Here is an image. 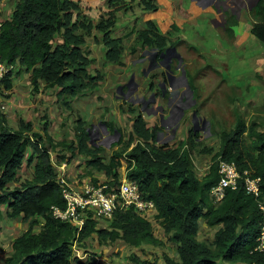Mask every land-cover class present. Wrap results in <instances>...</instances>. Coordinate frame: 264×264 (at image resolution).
<instances>
[{
    "label": "trees",
    "instance_id": "obj_1",
    "mask_svg": "<svg viewBox=\"0 0 264 264\" xmlns=\"http://www.w3.org/2000/svg\"><path fill=\"white\" fill-rule=\"evenodd\" d=\"M111 3L115 4V11L126 5L124 0ZM143 4L149 11L159 8L151 0H143ZM78 9L79 4L73 0H18L5 19L0 38L3 57L19 63L16 75L29 73L34 91H39L43 82L47 87L59 88L69 106L70 100L93 91L103 79L100 70L91 69L93 59L85 47L93 23L79 21ZM250 10L252 33L264 44V0H255ZM234 19H228L226 25L230 36L234 34L231 28ZM114 24L109 21L105 25L104 20L96 27L104 33L106 59L122 63L123 41L111 36ZM146 24V29L139 33L142 47L160 50L168 47L170 39L161 33L157 23L148 19ZM192 82L189 84L195 89ZM5 86L13 87V81L8 79ZM235 115L234 125L218 133L220 147L209 171L199 176L192 159L198 138L193 128L189 137L176 145L158 144L161 126L149 127L140 112L133 120L129 141L106 159L102 155L104 147L90 142L87 123L81 118L75 139L55 142L47 125L44 133H40L31 121L21 119L15 128L7 115L0 113V206L7 205L4 213L10 219L23 217L29 221L28 229L14 239L12 253L4 264H79L82 260L73 245L77 242L83 248L94 233L101 243L120 239L134 247L162 242L154 232L153 220L144 218L133 207L117 210L110 225L104 228L98 227L97 220H88L78 236L72 223L55 217L52 206L67 205L49 148L59 145L71 153L69 157L62 155L59 162L66 158L70 162L77 154L85 155L92 170L103 172L107 177L104 179H111L112 184L119 181V170L127 162V177L136 180L143 197L156 204L154 220L164 223L166 234H172L171 238L179 244L180 259L166 255L163 264H216L219 260L230 264H264V250L256 249L263 217L260 198L264 200V128H259L256 122L248 124L237 109ZM106 125L117 128L113 121H107ZM220 159L234 161L240 171L249 169L254 176L261 177L260 198L248 193L241 180L237 188L227 189L221 203L214 204L209 190L220 179ZM26 161L34 166L33 176L12 187ZM88 173L78 174L79 179L90 178L95 183L103 180L92 171ZM202 217L209 225L219 226L211 243L198 238ZM41 223L42 229L37 232L35 226ZM133 260L147 263L137 256Z\"/></svg>",
    "mask_w": 264,
    "mask_h": 264
},
{
    "label": "rangeland",
    "instance_id": "obj_2",
    "mask_svg": "<svg viewBox=\"0 0 264 264\" xmlns=\"http://www.w3.org/2000/svg\"><path fill=\"white\" fill-rule=\"evenodd\" d=\"M164 1V0H163ZM140 3V2H139ZM255 3V0H251L248 2H244L245 6H251ZM233 6H230V5ZM232 4L227 2L229 7H232L235 11H238L242 6L237 5L235 2ZM140 4L136 6L139 8ZM169 10L170 4L165 7ZM165 8L163 10H165ZM160 10V9H159ZM154 11L150 12L153 13ZM159 12V13H158ZM163 11H156L153 13L154 17H157ZM204 12V11H203ZM171 13V12H170ZM206 13V12H204ZM206 14H213V13H206ZM141 15V14H140ZM173 13H171V16ZM125 17V16H124ZM168 17V16H166ZM163 18V17H162ZM173 18V16L171 17ZM214 17L211 19L213 21ZM130 19V18H129ZM167 20V19H166ZM179 20V19H178ZM122 25H125L124 20L121 21ZM168 23V22H166ZM165 23V24H166ZM141 24V22H140ZM142 25V24H141ZM168 25V24H167ZM143 26V25H142ZM177 27V26H176ZM99 47V46H98ZM97 48V47H96ZM182 52L184 53L185 60L192 63L184 64L186 68V76L179 75V82L182 85V89L184 91H188L191 95V91H195V98L198 100L197 104L195 105V110L198 114L203 117L202 119H206L208 122L206 125L201 124L198 130L192 131L194 134H198L197 138V146L192 153V159L195 166V171L198 173L199 176H203L206 174L210 166L212 164L213 157L215 153L218 151L220 147V138L219 134L224 128H231L235 122V111L236 109L240 111L243 116L246 118L248 124L256 122L259 128H264V124L262 123L264 120V104H255L253 101H248L247 98L241 95L239 89L236 85L227 84L222 79V72L221 67L211 66L208 58L212 61L210 55H199V51L197 48L194 52L190 47H181ZM139 54L137 53L136 57H139L140 54L143 52L142 46L139 47ZM96 58L97 62L92 66L95 65L99 68H102L105 71L106 76H115L113 74L114 67L109 66L108 63L103 62V50L97 48L96 50ZM138 59V58H137ZM133 60L126 58V63L121 64L120 70L123 71L126 76H123L122 72H119L120 75L123 77V81L127 82L129 77V69L133 66H137V64H132ZM134 62V61H133ZM213 62H216L215 60ZM139 65V64H138ZM113 67V68H112ZM129 68V69H125ZM223 69V68H222ZM188 70V71H187ZM147 74V73H146ZM150 76V75H149ZM148 76V77H149ZM138 81H144L143 76L139 75ZM146 77V76H144ZM18 79L21 82L23 81V86L25 89H19V85L14 90L13 97L17 98L22 92L26 93V97L22 99V104L16 103L10 104V111L8 112V117L12 114V109L15 108V112L13 118L9 121L12 127H17L19 116H23L25 119L29 118L30 120L34 121L35 127L34 129L40 133L45 131V122L41 121L42 119H47L49 117L48 123L49 127L48 130L50 134L53 136V139L57 142H60L62 137L71 136L73 139L76 137V126L79 123L80 114L76 108H71V110L64 107V104L58 103V106L54 102L53 94L51 92H44L45 90H41L39 93H33L30 81V75L27 72H21L19 74ZM195 83V89L191 88V91L188 87L189 81ZM104 80L102 79L99 83L101 86V90H93L88 94L81 96L84 101L86 100L88 103L92 104L89 106L92 108L91 110H96L92 112V116L87 123L88 129L93 133V141L92 143H96L104 147L102 151V155L109 159L112 155L116 154V151L122 149L124 145L129 141L131 135L133 134L132 131V120L137 117V115L142 111L143 115L146 116L147 113L142 110L141 103L138 101L137 98H130L129 96L125 97V94L128 93L127 89H124V94L118 92V96H111L109 103L107 102V93L104 91V94L98 93L99 91H103ZM112 82V81H110ZM109 82V83H110ZM22 83V82H21ZM16 84V82H15ZM98 86V87H99ZM156 86V85H155ZM107 86H105V90ZM117 93V92H116ZM98 94V95H97ZM104 95V96H101ZM122 95L124 97H122ZM139 97H143L144 95H139ZM147 96V95H146ZM105 97V98H104ZM166 98V97H165ZM165 98H162L165 101ZM46 100L47 103H42ZM43 100V101H42ZM80 100V99H79ZM97 102L100 106L99 108L94 109V104ZM50 104V105H49ZM108 105V106H107ZM73 111V112H72ZM116 117L113 123L116 127L115 129L106 130V127L103 124V121H108L106 118L112 117V112ZM139 111V112H138ZM78 112V113H77ZM192 109H188L186 117L182 120V127L181 130L176 133L175 136L168 139L167 137H157L158 144L168 143L169 145H176L182 139L189 137V130L192 128L191 116H192ZM47 122V120H46ZM120 123V124H119ZM65 125V126H64ZM67 125V126H66ZM219 133V134H218ZM122 141L120 142V139ZM47 139V138H46ZM72 139V140H73ZM70 140V139H68ZM50 151L52 152V157L54 161L59 162L60 157L64 155V152L70 153L66 151L67 149L64 146H60L58 148H54L53 146H49ZM59 153V154H58ZM66 154V155H68ZM86 157V156H85ZM79 164L77 166L73 165L76 168V172L73 171L74 176L78 175V172H81V176L85 175L86 173L89 174V171H92L90 165L85 162L86 158L78 157L77 159ZM84 167L80 168L81 165ZM81 162V163H80ZM71 166V167H72ZM78 169V170H77ZM120 177H124V174L127 171V162L124 161V165L120 168ZM93 172V171H92ZM33 173V168L31 166H24L20 170L19 180L14 183L12 187L20 185L22 181H24L30 174ZM119 177V178H120ZM76 178V177H75ZM107 178V177H102ZM77 179V178H76ZM79 179V178H78ZM1 213H0V264H4V259L12 253V244L14 239L26 231L29 227V221L24 220L23 217H19L16 220L10 219L6 216L5 206H0ZM206 220V219H205ZM203 218L199 221V231H198V238L204 240L208 243H211L214 239V234L216 232V226H207L206 222L202 223ZM110 225V224H109ZM108 226L107 221H102L99 223V228H104ZM153 227L154 232L159 239L162 240L159 244H147L144 243L141 246L130 247L125 242H121L123 245L122 249L119 248L117 250L116 245L113 242H106L102 244L99 241L97 233L94 234L91 238L85 241V246L81 248L77 245V247L82 252L85 261L84 263L79 264H93L92 260H97L100 262V259L94 258L91 255H86L84 252L91 253L92 255H96L97 257L102 258L101 260L105 259L108 262H117L119 264H139L133 260L135 256L139 257L141 260L148 261H156V262H164L165 256L170 255L175 259H180L178 246L176 242L171 238L172 234H166L164 223L161 221L153 220ZM37 232L42 229V223L35 226ZM100 243V244H99ZM95 244H99V247H96ZM100 253L99 255H97ZM94 260V261H95ZM94 264H98V262H94ZM217 264V263H216ZM219 264H230L225 261H221Z\"/></svg>",
    "mask_w": 264,
    "mask_h": 264
},
{
    "label": "crops",
    "instance_id": "obj_3",
    "mask_svg": "<svg viewBox=\"0 0 264 264\" xmlns=\"http://www.w3.org/2000/svg\"><path fill=\"white\" fill-rule=\"evenodd\" d=\"M73 1L79 4V9L76 12L79 15L78 20L87 25L93 23L91 33L87 35L85 47L88 48V50L90 51L89 55L93 59L91 69L94 71L96 69L100 70V72L103 75V80L105 81L102 89L103 91H99L98 93L101 92L100 94H104L103 92L106 91L108 103L111 96L119 97L117 95L118 94L117 90L126 83L123 81V77L117 76L121 74V73L119 74V72H122L123 76H126L123 71H117L120 70L122 63H126V58L133 60L134 61V62L132 61L133 65L136 64L135 62H137V66H133L131 69L125 68V69H129L128 70L129 77L133 72L137 73L136 78L138 80L140 78L139 75L143 76L141 74V69L148 63L149 60L147 58H144L143 61L140 62L141 60L139 57H142L145 54V49L143 47H142L143 52L140 54L139 57L135 58L137 53L139 54L140 51L139 47L142 46V42L139 39V33L140 31L146 29L147 26L146 21L148 19H153L157 23L161 33H163L170 39L168 40V47L171 46L176 47L177 51L180 52L183 57L185 55L182 52L181 47H190L194 52H197L195 50V48H197V50L199 51L198 53L199 55H205V56L210 55L212 61L207 56L208 61L210 62L211 66L214 64V66H217L218 68L221 67L222 79L227 84L236 85L241 95L247 98L248 101H253L255 104H262V105L264 104V44H262V42L252 33L253 18L250 13L251 11L250 9L253 4L251 6L244 5L238 11H235L232 7H229L227 5V2L231 3L232 1L225 0L223 1L226 3V6H224V10L222 11L219 10V12L215 15L216 18L213 21H211V19L214 17V14H206L202 12L201 5H199V0H164V1L151 0V2L158 5L159 7L158 11H163L164 7L167 6V3L168 5L170 4V8L172 12L170 9L169 11L173 13L172 16L175 19H179L178 21L172 23V21L170 22L169 16L160 18L158 16L154 17L152 13L151 15L150 14L148 15V13L152 11L145 9L143 0H124V3L126 5H124V7H122L118 11H115L116 6L114 3L113 4L111 3V0H73ZM243 1L248 2L249 0H243ZM17 2L18 0H0V16L4 17V20L11 15L13 10L15 9ZM137 4H140L139 8L136 6ZM233 16H235L236 18L234 19ZM227 17L231 20L232 19L235 20L234 24L231 26V28L234 31V34L231 36L227 33L226 30V23L228 20ZM158 18L162 19L161 23L158 22ZM104 20H105V25L108 24L109 21H114L115 24L111 26L112 27L111 36L122 38L123 41L122 47L124 48L121 54L122 63L121 62L115 63L106 59L105 55L107 51L106 48L107 46L105 45L103 40L104 33L103 30H99L96 27V25H99ZM122 20H124V23H126L125 25H122L123 24L121 23ZM140 22L143 26L140 24ZM96 47L104 51L102 56L103 62L105 64L108 63L109 66L114 67L112 68L114 69L113 74L115 76H111V75L106 76L105 71L102 68L97 67L96 65L94 68H92V66L97 62ZM214 60L216 62H213ZM186 63L189 64L192 63V61L188 62L185 60L184 57V64ZM160 71L161 70H157L155 72H160ZM156 75H157L156 77L151 75L149 77L143 76L144 81L142 82L136 79L140 83L137 93L141 95H150L152 91L156 89V87H154V89L152 90L151 85L152 84L157 85V83L160 82L161 80V77L158 74ZM176 78L179 79V73L176 74ZM23 81L24 80L21 81L22 83L20 81H16V84L14 83L13 85V89L16 90V87L18 85L20 86L19 87L20 90L25 89V86L22 85ZM29 84H31L33 93H39L41 90H45L44 92H51L53 94L52 98H54V102L57 106H58L57 104L58 102L64 104V107L65 106L66 108L68 107L69 110H71V108L73 107L76 108L81 116V119L86 123H89V120L92 116L91 115L92 112L96 111V110L92 111L91 110L92 108L89 107L92 104V102L90 104L86 100L84 101V99H82L83 97L86 96L80 95L70 100L69 102L71 106L70 107L65 102V95L59 93L60 91L59 88L47 87L46 84L43 82L40 85L39 91H34V87L31 81ZM98 86L94 90L96 91L97 89L101 90L102 87L101 86L98 87ZM105 86H107L106 90H105ZM181 87L182 85H180L177 90L180 93L184 91ZM26 95L27 94L24 93L23 91L22 94H20L17 98L13 97L12 103L14 104V101L16 100L17 106L18 104H22V99L26 97ZM162 101L163 100L159 98L158 103H162ZM42 103L48 104V102H46L45 99ZM93 104H94L93 107L94 109L99 108L100 106L97 102ZM11 111L12 114L11 116L8 117V120L13 118L15 108H13ZM145 118L148 122L149 127L160 124L159 116L155 115L149 118L147 117ZM21 119H23L24 121H31L35 127L34 121L30 120L29 118L25 119L23 116H19L17 127L19 126V122ZM48 120L49 117L47 119H42L41 121L45 122L44 124H46L49 127ZM106 120L116 121V117L114 116L113 112H112V117L111 118L107 117ZM181 127L182 124L180 125L178 131L181 130ZM72 139H73L72 135L71 136L67 135L65 137H62L60 141L68 142L71 141ZM64 154H68V153L64 152ZM28 156H30V151L28 152L27 158ZM69 156H71V153L68 154V157ZM78 157L86 158L85 155L77 154L72 158V161L70 162L67 158L62 160L61 162L54 161L55 167L57 169V173L59 175L63 174L72 182L77 181L79 176L78 175L74 176L73 171L76 172V168H74L72 164L75 166L79 164V161L77 160ZM84 163L85 162L83 161V165H81L80 168L84 167ZM25 165L31 166L34 172L33 165H30L29 162L27 161L24 162L22 167H24ZM92 171L94 172V176H96L97 178L102 179V177H105L103 172L101 171L94 169ZM80 173L81 172H78V174ZM32 176L33 173H31L30 176L27 177L26 179L31 178ZM4 206L6 208L7 205L5 204ZM200 220L201 218L199 219V221ZM204 221L206 222L207 226H210L205 220V218H203L202 221L203 224ZM216 227L217 229L219 228V226ZM121 242L122 240L120 239L113 242V244H117L116 245L117 250H119V248L122 249L123 245L121 244ZM99 244H95V246L99 247L100 246ZM129 246L133 247L131 245ZM84 254L86 255L89 254L94 258L100 259V262L95 259H94L95 261L92 260L93 264L94 262L96 263L98 262V264H119L117 262H108L105 259L101 260L102 258L97 257L96 255H92L91 253L84 252ZM99 254L100 253H98L97 255ZM80 258L82 260L81 263L87 261L84 259L83 255ZM221 261L222 260L217 261V264H219Z\"/></svg>",
    "mask_w": 264,
    "mask_h": 264
},
{
    "label": "built area",
    "instance_id": "obj_4",
    "mask_svg": "<svg viewBox=\"0 0 264 264\" xmlns=\"http://www.w3.org/2000/svg\"><path fill=\"white\" fill-rule=\"evenodd\" d=\"M4 22V17L0 16V38L3 33ZM19 69L18 62L8 61L0 51V113L6 114L7 117L10 104L13 101L14 89L13 87L7 88L5 86L6 81L11 79L13 85L16 81H19V75H16ZM126 173L114 184L111 183V179H103L98 183L93 182L90 178L78 179L72 182L63 174H58L67 205L65 208L52 206L54 216L72 223L77 229V236L84 229L88 220H97L99 223L107 221L110 224L117 210L131 207L144 218L154 220L157 213L154 200L143 197L138 182L128 178ZM219 174V181L212 185L209 190V196L214 204L221 203L227 189L237 188L241 180L244 181L248 193L260 198L262 194L261 177L254 176L251 170L240 171L234 161L220 159ZM260 209L263 217L256 249L264 250V200H261V198ZM73 248L76 255L82 257L77 242L73 245ZM145 264H163V262L148 261Z\"/></svg>",
    "mask_w": 264,
    "mask_h": 264
},
{
    "label": "flooded vegetation",
    "instance_id": "obj_5",
    "mask_svg": "<svg viewBox=\"0 0 264 264\" xmlns=\"http://www.w3.org/2000/svg\"><path fill=\"white\" fill-rule=\"evenodd\" d=\"M223 1L225 0H199V5H201V10L211 9V7L213 6L217 7L218 8L217 13H218L219 10L220 11L224 10V6H226V3ZM231 1H232V4L235 2L239 6L244 5L243 0H231ZM157 16L160 18L169 16L170 22H171L172 16H171L170 11L167 8H165V10H163V12H161ZM227 23H228V20H227ZM167 48L169 47H166L164 50H166ZM164 50H160L158 47H149L145 49V54L139 58L141 60L140 62H142L144 58H147L149 60L148 63L141 69V74L143 76L148 77L149 75H151V76L156 77L157 76L156 74H158L161 77L160 82H158L156 86L152 84L153 88L151 89L153 90L154 87H156V89L153 90L152 93L156 91L159 98L161 99H162L163 93L165 92L166 94L165 101L162 99L163 100L162 104L166 106L165 118L163 119V122H162L159 117V120H160L159 126H161V129L158 131V137H167L168 139H170L171 137L175 136L176 133L178 132L179 127L182 124V120L186 117L188 109H192V113L195 111L194 107L197 104L198 100L193 96V94L190 95L188 91H185L182 93L177 91L181 83L179 82L180 80L176 78L175 75L177 73H179V75H182L183 69L185 70V73H186V68L184 66V57L182 56V54L178 52L177 49L171 48L161 57L160 53ZM178 53H180L182 56V63L180 66H179L180 64L179 58L181 57L178 56ZM157 61L161 62L165 66H168V68L163 66L160 69L149 70V67L151 65L152 67L157 65L158 63ZM135 63L137 64V62ZM157 70H161V71L155 72ZM136 75L137 73L133 72L131 76L129 77L128 81L121 88H119L117 92L124 94L125 93L124 89L126 88L128 93L125 94V97L129 96L130 98H133V99L134 98L139 99V96L136 95V93L138 90L137 88L140 86V83L136 80ZM132 76H134V79H131ZM169 76H170V80H169ZM122 97L124 96L122 95ZM140 103H141V108H142V106H144V101L141 100ZM189 106L191 107L187 109V107ZM152 111L153 110L150 109L147 111V113H150V112L152 113ZM191 122H192V128L194 131L198 130L202 123L205 125L208 123L207 121L203 120L201 117L200 118L193 117V114L191 116ZM103 124L105 126L106 122L103 121ZM105 127H107V125ZM88 130H89V136L93 137V133L90 131V129ZM106 130L109 131L108 128Z\"/></svg>",
    "mask_w": 264,
    "mask_h": 264
},
{
    "label": "water",
    "instance_id": "obj_6",
    "mask_svg": "<svg viewBox=\"0 0 264 264\" xmlns=\"http://www.w3.org/2000/svg\"><path fill=\"white\" fill-rule=\"evenodd\" d=\"M170 10H171V8H169ZM206 12V13H213V14H217V11H218V8L217 7H211V9H205V10H202V12ZM171 12H172V10H171ZM154 13V12H153ZM153 13H152V15H153ZM151 15V13L149 12L148 13V15ZM171 21H172V23L173 22H175V21H178V19H175L174 17L173 18H171ZM158 22L159 23H161L162 22V19H160V18H158ZM171 48H173V49H176V47H169V48H167L166 50H164V51H162L160 54H161V57L168 51V50H170ZM156 53H158V52H156ZM178 56L179 57H181V58H179L180 59V64H179V66L181 65V63H182V56H181V54L180 53H178ZM158 63H157V65L156 66H153L152 67V65L149 67V70H155V69H160L161 67H167L168 68V66H165L164 64H162L161 62H159V61H157ZM176 76V75H175ZM181 76V75H180ZM182 76H186V74H185V70L183 69V73H182ZM131 79H134V76H132V78ZM169 80H170V76H169ZM122 87V86H121ZM171 87H173V86H171ZM188 87H189V89H190V91H191V86H190V84L188 83ZM138 89V88H137ZM183 92H185V91H183ZM137 94V93H136ZM191 94H193V92L191 91ZM166 97V94H165V92L163 93V95H162V98H165ZM144 101V106H142V110L143 111H145V113H147V111L148 110H153L152 111V113L150 112V113H147L146 114V116L144 115V117H147V118H149V117H151V116H159L160 117V119H161V121L163 122V119L165 118V108H166V106L164 105V104H162V103H158L159 102V96H158V94L156 93V91H154L153 93H151L150 95H148V96H146V95H144L143 97H139V99H138V101ZM191 106H189V107H187V109L188 108H190ZM193 117H201L200 115H198V112L195 110L194 112H193ZM201 118H203V117H201ZM203 120H205L206 121V119H203ZM105 126H106V124H105ZM106 129H107V127H106ZM92 141H93V138L92 137H90V142L92 143Z\"/></svg>",
    "mask_w": 264,
    "mask_h": 264
}]
</instances>
